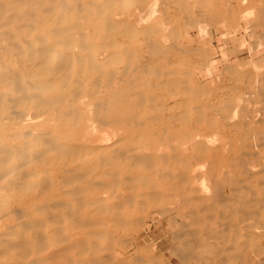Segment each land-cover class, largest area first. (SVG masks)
<instances>
[{
	"label": "bare ground",
	"instance_id": "6f19581e",
	"mask_svg": "<svg viewBox=\"0 0 264 264\" xmlns=\"http://www.w3.org/2000/svg\"><path fill=\"white\" fill-rule=\"evenodd\" d=\"M260 48L264 0H0V264H258Z\"/></svg>",
	"mask_w": 264,
	"mask_h": 264
},
{
	"label": "rangeland",
	"instance_id": "374dc122",
	"mask_svg": "<svg viewBox=\"0 0 264 264\" xmlns=\"http://www.w3.org/2000/svg\"><path fill=\"white\" fill-rule=\"evenodd\" d=\"M259 31H260V30L258 29V31H257V33H256L257 36L261 34V32H259ZM261 47H262V46H261ZM244 51H245V52H244ZM244 51H242V53L238 55V57H237V58H238V59H237L238 62H245V61H247V59H248L247 57H249V56H248L249 54H248L247 50H244ZM259 51H260V54H261V55L259 54V59H261V57L264 56V50H263L262 48H260ZM244 55H245V56H244ZM243 56H244V57H243ZM240 58H241V59H240ZM246 58H247V59H246ZM239 59H240V60H239ZM262 261H263V262H262ZM263 263H264V258H261V261H259L258 264H263Z\"/></svg>",
	"mask_w": 264,
	"mask_h": 264
}]
</instances>
